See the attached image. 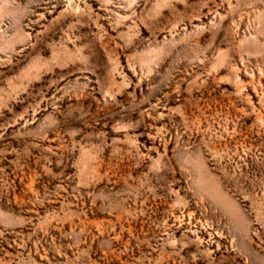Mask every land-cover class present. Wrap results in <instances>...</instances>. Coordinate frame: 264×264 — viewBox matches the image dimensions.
I'll list each match as a JSON object with an SVG mask.
<instances>
[{
    "label": "rangeland",
    "instance_id": "obj_1",
    "mask_svg": "<svg viewBox=\"0 0 264 264\" xmlns=\"http://www.w3.org/2000/svg\"><path fill=\"white\" fill-rule=\"evenodd\" d=\"M0 264H264V0H0Z\"/></svg>",
    "mask_w": 264,
    "mask_h": 264
}]
</instances>
